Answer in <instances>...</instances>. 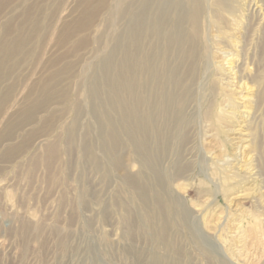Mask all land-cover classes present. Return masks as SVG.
<instances>
[{
	"label": "rangeland",
	"instance_id": "1",
	"mask_svg": "<svg viewBox=\"0 0 264 264\" xmlns=\"http://www.w3.org/2000/svg\"><path fill=\"white\" fill-rule=\"evenodd\" d=\"M106 1L75 30L84 0H0V48L19 28L29 41L0 77V264H264V0H198L194 30L191 0ZM145 3L153 21L156 8H169L141 44L151 60L144 110L153 115V170L117 116L113 165L87 108L100 60L121 40L118 60L135 52L128 35ZM113 8L125 12L114 25ZM68 23L72 35L60 43ZM178 28L182 47L168 39ZM171 93L163 110L159 100ZM35 101L45 104L32 116ZM87 144L100 165L83 154ZM126 174L149 187L145 207L131 199Z\"/></svg>",
	"mask_w": 264,
	"mask_h": 264
},
{
	"label": "bare ground",
	"instance_id": "2",
	"mask_svg": "<svg viewBox=\"0 0 264 264\" xmlns=\"http://www.w3.org/2000/svg\"><path fill=\"white\" fill-rule=\"evenodd\" d=\"M84 1H85L84 2L85 9L83 10L84 14L82 13V16L84 15V18H83L81 25L77 24V25H80L79 28L75 27V30L81 29L87 25L89 26L90 22H92V20L95 18V16L98 13V10H97L98 6L105 5L104 7L106 10L108 8V3H109L106 0H97V1L84 0ZM165 1L166 0H159L157 2H159V4H161V5H163V2L166 4ZM191 1H192V3H195V8L191 12L192 13V15H191L192 28L194 30L195 21L197 19V13H198V7H197V4H198L197 1L198 0H191ZM218 2H220V1H218ZM220 5H221V3H220ZM152 6H154V5H152V4L146 5V3H145L143 8L140 10V12L138 14H136V15L133 14L134 18H133V22H131V23H133V25H132V28L130 29L131 32L128 30L130 32V34L128 36H130V39L132 41V45L134 47L135 52L130 53V51L125 50V53H123V56L120 58V60H118V57H119L118 51L122 47L121 45H119V42H121L122 40L118 41V43L110 50V52L100 60L99 65H100L101 70H100V73L98 75V78L95 80L94 79L90 80L89 82L87 81L88 82L87 87L90 91L87 108H88L89 115L93 119L92 122L95 123V125H96L95 127L98 130V135L101 138L100 139L101 140V148L103 150V153L105 155H111V160H112L111 163L113 165L114 164L117 166L120 165V158H119V154H118L119 153L120 131L118 130L117 123L119 124L121 122L122 125L124 124L123 128H125L124 131L126 133L128 141L137 148L139 154L143 157L145 163L148 165V167L151 170L154 169V164H155V160L152 157V149H151L152 145H151V140H150V138H152L151 137V135H152L151 129H152V123H153V115L149 109L144 110V108H146V106H148V104H149V98L146 95L147 81H146L145 77L150 74V68L151 67L149 66V64H150L149 61H151V60H149L148 63L146 62L147 56L142 54L141 44L144 43L143 39H144L145 33L147 31L146 26L148 25V23H150V22L154 23L155 22L157 24V26H159V27L164 26L165 21H166V10L165 9H167V8H165V9H159L158 8L159 9L158 10L155 7L156 10L155 9L154 10L157 11L155 14L156 15L159 14V15L157 17V21H153L156 17L154 19H152L153 18V16H151L153 14V13L151 14ZM155 6H157V5H155ZM166 6H168V4ZM166 6L163 5L161 7H166ZM118 7H120V6H118ZM173 7H174V5H173ZM111 11L112 12L110 14L108 21L111 22L112 25H114L116 23L115 20H117L118 16L120 17V15H124L125 12H122V14L118 15V11L116 8L111 9ZM179 13H181V12H179ZM177 16H179V15H177ZM131 17H132V14H131ZM181 18H183V16ZM181 18H178V19L182 20ZM167 19H169V18H167ZM11 25H12V23H11ZM24 26H26V25H24ZM19 27H20V25H19ZM25 28H23V29H25ZM36 28H35V30H36ZM4 29L6 32H11L14 30V28L12 29V27L10 26L9 23L5 24ZM71 29L72 28H70L69 23L63 27V30H61V34H62V37L64 38V40H62L60 43L65 42V40H67L72 35ZM17 30H19V31H17L18 33H17L15 39L14 40L12 39L13 43H11L9 45L2 44L4 46L2 48H0V77H1L2 72H3L2 71L3 67L6 66L5 65L6 61L8 59H10V57H12V55L15 54L16 52H20L21 48L23 47L24 44L26 45L27 43H29V41L27 42V38L25 37V34H24V36L21 34L22 29L19 28ZM162 30H164V28ZM152 32H154V28H153ZM152 32H151V34H152ZM171 32H169L171 34V36H169V38H168L170 40V42L177 43V45H179L180 47L185 45L184 43H186L187 40H186V37H183L181 29L178 28V30L174 32L175 33L174 35ZM74 33L75 32H73V34ZM28 35L30 36V33ZM28 38H30V37H28ZM161 38H162V36H161ZM117 39H118V37H117ZM28 40H30V39H28ZM189 40H190V38H189ZM121 44H122V42H121ZM168 45L171 46V44H168ZM22 49H25V48H22ZM170 49H171V47H170ZM149 58H151V57H149ZM11 59H14V58H11ZM16 63H17V61H16ZM9 67H10V65H9ZM10 69H11V67H10ZM155 74H153L152 76L150 75L152 77V78L150 77L151 78L150 84L153 82V80L155 78H158V77H155ZM43 89H44V87H43ZM44 93H46V92H44ZM175 96H176L175 93H171L168 96L162 97V100L161 99H160L161 101L159 100L158 105L163 110L166 108H169L170 105L173 103ZM96 99L99 100L98 103L96 102ZM44 101L46 102V100H44ZM44 101H42V103H44ZM42 103L35 101L34 104H32L31 106H29L27 108V114L31 113V115H32V113L35 112L37 110V108L40 107L39 105H41ZM42 105H41V107H43ZM116 116L119 117V119H120L119 122H117V123L115 122ZM79 127H80L79 126V120L76 117L74 119L73 123L71 124V126L69 127V132H70L71 137L78 138V136L80 135ZM86 130L88 132V128ZM49 150H50V152L53 153V151L55 150V147L53 146V147L49 148ZM83 154H85L87 156V158L93 164H95V165L101 164L100 158L97 156L96 150L93 149L90 144L85 145V148L83 150ZM163 178L164 177L162 174H157L156 179H154L153 181H155L156 184H159L163 180ZM123 183H124V185L130 187L133 190L134 193L133 192L131 193V196H130L131 199L135 200L136 198H138L140 200L141 204H139V207L141 205H142V207H145L144 205H146L148 200L149 199L151 200V191H150L149 187L146 186V182H142L140 179H137L133 175H129V174L127 175L126 174L123 177ZM160 195L161 194L158 195V199H159L158 205L161 208H163L164 210H168L170 207V204L167 202V200H165ZM144 210H145L144 211L145 217H146L147 221L149 222V220L152 218L151 217L152 212L146 211V209H144ZM162 213H159V214H162ZM153 223H154V221L152 218L149 222V225L152 227ZM158 262H159V260L156 262V264H159Z\"/></svg>",
	"mask_w": 264,
	"mask_h": 264
}]
</instances>
